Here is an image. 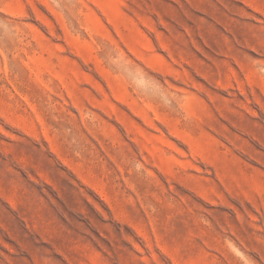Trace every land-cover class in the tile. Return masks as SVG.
Wrapping results in <instances>:
<instances>
[{
  "label": "rangeland",
  "instance_id": "obj_1",
  "mask_svg": "<svg viewBox=\"0 0 264 264\" xmlns=\"http://www.w3.org/2000/svg\"><path fill=\"white\" fill-rule=\"evenodd\" d=\"M0 264H264V0H0Z\"/></svg>",
  "mask_w": 264,
  "mask_h": 264
}]
</instances>
